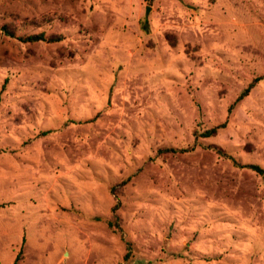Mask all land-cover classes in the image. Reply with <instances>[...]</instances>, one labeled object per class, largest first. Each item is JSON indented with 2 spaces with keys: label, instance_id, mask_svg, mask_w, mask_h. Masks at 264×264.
Masks as SVG:
<instances>
[{
  "label": "rangeland",
  "instance_id": "rangeland-1",
  "mask_svg": "<svg viewBox=\"0 0 264 264\" xmlns=\"http://www.w3.org/2000/svg\"><path fill=\"white\" fill-rule=\"evenodd\" d=\"M0 27V264H264V179L208 149L264 169V0H0Z\"/></svg>",
  "mask_w": 264,
  "mask_h": 264
},
{
  "label": "trees",
  "instance_id": "trees-1",
  "mask_svg": "<svg viewBox=\"0 0 264 264\" xmlns=\"http://www.w3.org/2000/svg\"><path fill=\"white\" fill-rule=\"evenodd\" d=\"M0 30H2L7 36L14 37V34L11 33L7 28L0 27ZM17 39L19 41L25 42V43H34V42H39V41L57 42L61 38L58 36H51V37L45 38L42 34H39V35H31V36H27V37H18ZM261 78H264V75ZM261 78L255 79L254 82L258 81ZM252 87H253V84H250L246 89H244L242 91V93L240 94V96L237 98V101H239L243 97L247 96ZM222 127H224V125H219V126H216L214 128H211V129L205 131L204 137L214 136L217 133L218 129H220ZM208 149L215 151L221 157L230 159L235 166L240 167V168L249 169L264 179V169L263 168H261L257 165H251V164L240 165V164L236 163L233 159H231L224 150H222L221 148H219L217 146H208ZM170 151H173V150H170ZM18 257H19V254L16 256L14 264H16ZM126 257H127V255L125 256V258Z\"/></svg>",
  "mask_w": 264,
  "mask_h": 264
},
{
  "label": "crops",
  "instance_id": "crops-1",
  "mask_svg": "<svg viewBox=\"0 0 264 264\" xmlns=\"http://www.w3.org/2000/svg\"><path fill=\"white\" fill-rule=\"evenodd\" d=\"M4 235L6 236V233H4Z\"/></svg>",
  "mask_w": 264,
  "mask_h": 264
}]
</instances>
